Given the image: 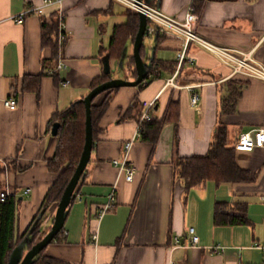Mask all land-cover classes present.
<instances>
[{
    "label": "crops",
    "instance_id": "obj_1",
    "mask_svg": "<svg viewBox=\"0 0 264 264\" xmlns=\"http://www.w3.org/2000/svg\"><path fill=\"white\" fill-rule=\"evenodd\" d=\"M40 1L0 0V163L7 169L11 165L3 179L19 199L20 234L41 211L55 179L49 169L58 146V137L51 133L54 116L83 99L93 81L105 75L102 59L108 54L105 49L114 27L129 20V8L120 14L116 4L121 3L114 0H64L68 40L61 47L59 6L28 15L23 23L14 20ZM145 1L179 19L193 7L201 36L222 46L253 51L264 64V0ZM151 36L155 42L147 45L144 39L143 56L150 63L154 50V71L143 84L114 93L98 120L91 160L65 222L67 234L50 243L43 256L49 264H264V252L254 247L264 244V149L236 153L240 167L251 172L249 183L208 181L186 190L174 165L178 157L207 153L221 124L227 126L230 145L241 133L264 127V81L235 74L215 54L192 46L194 62L183 67L178 82L193 85V90L167 86L181 41L170 35ZM132 37L128 57L133 55ZM60 59L66 68L50 73ZM119 62L111 59V77L133 80L129 58L124 76H113L114 67L121 69ZM39 74H43L39 91L28 88L25 76ZM235 88L242 91L235 110L225 113L224 99ZM193 92L200 96L199 108L191 104ZM9 97L17 99L16 109L4 105ZM152 101L153 118L163 119L172 101L178 118L165 122L158 133L148 130L155 142L142 136L126 151L145 103ZM125 158L137 168L133 181L113 163ZM114 187V207L100 217ZM27 189L28 195L24 194ZM217 203H224L225 212L241 215L247 222L216 224ZM56 206L47 208L43 232L52 226ZM190 228L199 237L196 246H190ZM95 232L97 240H93ZM217 244L224 251L210 252Z\"/></svg>",
    "mask_w": 264,
    "mask_h": 264
},
{
    "label": "trees",
    "instance_id": "obj_2",
    "mask_svg": "<svg viewBox=\"0 0 264 264\" xmlns=\"http://www.w3.org/2000/svg\"><path fill=\"white\" fill-rule=\"evenodd\" d=\"M129 20L127 23L118 24L114 27V32L111 37L108 47L105 49L110 54L111 59L120 60L130 39V35L135 36L138 30L139 14L131 9L128 11ZM134 38V37H132ZM56 50V49H55ZM129 66L133 68V74L136 75L134 68V59L129 57ZM153 64L150 73L154 71ZM176 69V62L173 65V72ZM43 74L34 76H25V81L28 83V88L39 91L40 82ZM109 75L95 79L92 83V89L98 85L108 81ZM91 89V90H92ZM119 88L110 89L97 96L92 104V122L94 137L97 132L98 120L105 114L114 93ZM241 89H232L229 95L224 99L223 111L232 113L235 110L236 103L241 95ZM101 99L99 103H96ZM178 109L175 102H170L166 115L159 120L153 118L150 121L142 123L144 139L155 142L154 136H148L149 129L158 133L163 124L167 121L178 118ZM55 122H60L61 126L58 132V146L54 157L49 161V169L55 175V179L48 190V193L43 201L42 209H47L53 203L59 202L63 191L72 177L82 154L85 144L86 134V111L85 105L82 102L73 104L68 110L58 112L52 120V125ZM234 145L229 144L228 129L226 125H219L211 142L207 153L202 155H193L189 157H178L175 161L176 177L182 180L186 190L195 187H201L208 181H214L220 185L222 183H249L252 180V175L249 170H246L237 162ZM11 165L8 164V169ZM7 167L0 163V193L4 191V175L7 172ZM224 203H217L216 207V224L241 225L247 222L246 218L241 215L225 212ZM40 211V212H41ZM18 212L19 199L16 195L11 194L5 200L0 198V264H7L9 256L13 249L21 243L26 237L40 214L34 218L31 225L24 234H20L18 228ZM64 229L56 236L55 240L60 241L64 235ZM46 232L42 230V221L35 225L34 231L30 237L28 249H30L37 241L41 240ZM43 252L36 257L34 264H47L48 259L43 256ZM54 264L56 262L54 261Z\"/></svg>",
    "mask_w": 264,
    "mask_h": 264
},
{
    "label": "built area",
    "instance_id": "obj_3",
    "mask_svg": "<svg viewBox=\"0 0 264 264\" xmlns=\"http://www.w3.org/2000/svg\"><path fill=\"white\" fill-rule=\"evenodd\" d=\"M126 6L127 8L137 12L143 13L148 19V25L146 32L149 35H170L178 38L181 41V47L176 59V69L166 82L167 86H172L176 89L188 88L193 90V85H181L178 79L181 75V71L186 64L194 62V57L190 54L192 46L200 47L215 54L219 60L232 67L233 72L244 74L249 77L261 79L264 81V64L258 61L254 57V52H246L236 48L226 47L216 44L205 37L201 36L197 32V23L199 20L198 13L193 7H188L183 19L171 16L163 12L157 6L146 2L145 0H114ZM64 0H41L39 4L29 5L24 12H22L14 20L17 23H23L28 15H41L47 7L59 6L58 12V29L57 40L58 44L62 47L68 40V33L66 27L65 15L63 12ZM66 68V63L60 59L57 66L50 70V73H55ZM68 83V82H66ZM200 96L193 92L191 96V104L195 108H199ZM18 101L14 97L5 99L4 105L8 109H16ZM154 102H146V109L141 115L136 135L125 144V150L129 151L132 148L135 140L142 137L143 125L142 123L150 121L152 119L151 110ZM235 150L238 152H252L256 149H264V127L253 129L249 132L241 133L234 144ZM114 165L126 175L128 181H133L137 173V168L131 164L128 159L114 160ZM5 190L0 193L1 200H5L7 196L14 194L10 191L9 185H5ZM24 194H30V190L24 191ZM264 202V196L262 197ZM116 202V188L108 196V202L102 206L99 212V216L102 217L105 213L114 207ZM66 235L67 232L64 231ZM190 236V246H196L199 243V237L194 228H190L188 231ZM98 236L95 232L93 240H97ZM255 248H258L264 252V244L255 243ZM210 252L220 253L224 251V247L217 244L209 248ZM170 264H183L180 262H171Z\"/></svg>",
    "mask_w": 264,
    "mask_h": 264
},
{
    "label": "water",
    "instance_id": "obj_4",
    "mask_svg": "<svg viewBox=\"0 0 264 264\" xmlns=\"http://www.w3.org/2000/svg\"><path fill=\"white\" fill-rule=\"evenodd\" d=\"M139 14L138 30L133 40V59L134 68L136 75L133 76L134 79H123V78H112L111 77V57L110 54H106L102 61L104 66L105 75H109L110 79L104 83L98 85L92 89L83 99L78 102H82L85 105L86 111V134H85V144L83 151L79 160V163L70 178L68 184L66 185L63 194L58 202L56 213L52 226L49 231L43 236V238L37 241L30 249L28 245L30 243V237L34 231L35 225L42 221L47 209H43L35 225L31 228L26 237L18 244L11 252L7 264H34L36 257L41 254L46 247L55 241L56 236L64 229L65 222L70 210V206L77 197V189L80 181L84 178L87 166L91 160L92 150L94 147V134H93V122H92V104L94 99L101 93L115 88L128 87V86H139L143 84L150 76V70L153 67L154 60V50H152V55L150 57V63L146 62L144 59V53L146 52V46L144 45V39L149 34L146 32L148 19L143 13ZM157 40V38H156ZM128 46L124 48L122 57L119 62L121 69L124 68L125 60L128 57ZM130 59V58H129ZM129 64V63H128ZM60 122H55L52 126L51 133L54 136L58 135Z\"/></svg>",
    "mask_w": 264,
    "mask_h": 264
},
{
    "label": "rangeland",
    "instance_id": "obj_5",
    "mask_svg": "<svg viewBox=\"0 0 264 264\" xmlns=\"http://www.w3.org/2000/svg\"><path fill=\"white\" fill-rule=\"evenodd\" d=\"M116 8H117V10H119L120 14L127 13V7L126 6H121V4L120 5L116 4ZM154 40H155L154 36L149 35V36L145 37V43L147 45H149L152 41L155 42ZM113 69H114L113 70V76H117V75L124 76L122 74H124V72H123L124 69H127V63H126V66L124 67V69H118L117 67H114ZM53 204H57L58 205V202L57 203H53ZM56 209H57V206H56Z\"/></svg>",
    "mask_w": 264,
    "mask_h": 264
},
{
    "label": "flooded vegetation",
    "instance_id": "obj_6",
    "mask_svg": "<svg viewBox=\"0 0 264 264\" xmlns=\"http://www.w3.org/2000/svg\"><path fill=\"white\" fill-rule=\"evenodd\" d=\"M47 264H49V263H47Z\"/></svg>",
    "mask_w": 264,
    "mask_h": 264
}]
</instances>
